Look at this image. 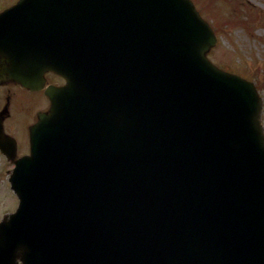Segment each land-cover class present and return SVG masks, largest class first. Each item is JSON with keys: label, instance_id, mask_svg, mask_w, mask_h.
I'll use <instances>...</instances> for the list:
<instances>
[{"label": "water", "instance_id": "obj_1", "mask_svg": "<svg viewBox=\"0 0 264 264\" xmlns=\"http://www.w3.org/2000/svg\"><path fill=\"white\" fill-rule=\"evenodd\" d=\"M215 43L190 0L0 13V80H68L16 163L0 264H264L262 99L206 58Z\"/></svg>", "mask_w": 264, "mask_h": 264}, {"label": "rangeland", "instance_id": "obj_2", "mask_svg": "<svg viewBox=\"0 0 264 264\" xmlns=\"http://www.w3.org/2000/svg\"><path fill=\"white\" fill-rule=\"evenodd\" d=\"M14 1L0 0V10ZM192 1L216 36V44L207 57L221 69L254 83L263 100L261 123L264 126V0ZM22 120L25 121L23 117ZM6 180L0 170V220L3 213L12 211L16 205Z\"/></svg>", "mask_w": 264, "mask_h": 264}, {"label": "flooded vegetation", "instance_id": "obj_3", "mask_svg": "<svg viewBox=\"0 0 264 264\" xmlns=\"http://www.w3.org/2000/svg\"><path fill=\"white\" fill-rule=\"evenodd\" d=\"M64 84L61 76L53 72L45 74L44 88ZM44 88L29 90L13 81L0 83V158L3 161L0 170L5 177L13 168V162L29 151L30 128L36 123L37 114L50 107Z\"/></svg>", "mask_w": 264, "mask_h": 264}]
</instances>
